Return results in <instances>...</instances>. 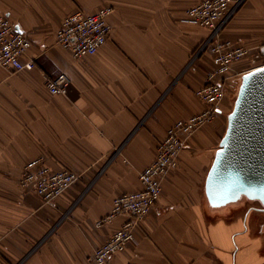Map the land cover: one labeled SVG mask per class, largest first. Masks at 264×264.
Returning a JSON list of instances; mask_svg holds the SVG:
<instances>
[{
  "label": "crops",
  "instance_id": "1",
  "mask_svg": "<svg viewBox=\"0 0 264 264\" xmlns=\"http://www.w3.org/2000/svg\"><path fill=\"white\" fill-rule=\"evenodd\" d=\"M199 1L0 0V14L32 40L25 58L37 62L19 71L0 65V264H95L94 249L128 216L97 221L116 196L142 188L140 172L167 128L205 107L195 91L214 67L213 55L199 52L209 30L186 20ZM108 5L112 31L96 53L75 58L57 43L68 14ZM222 35L252 47L236 70L264 64V0H244ZM60 72L71 78L65 95L45 82V74ZM238 86V78L229 80L217 116L189 137L134 239L105 264H264L257 201L214 207L205 193ZM34 158L80 179L44 204L20 184Z\"/></svg>",
  "mask_w": 264,
  "mask_h": 264
},
{
  "label": "built area",
  "instance_id": "2",
  "mask_svg": "<svg viewBox=\"0 0 264 264\" xmlns=\"http://www.w3.org/2000/svg\"><path fill=\"white\" fill-rule=\"evenodd\" d=\"M244 0H200L186 11V20L205 27L208 35L199 47L213 55L214 67L206 82L195 93L205 107L188 117L176 120L167 128L158 143L155 159L140 172L142 188L116 196L111 212L97 221L101 226L121 214L127 220L91 256L95 264L107 260L123 250L134 239V229L159 201L164 178L177 168L187 140L198 129L210 123L218 114L227 97L228 82L241 81L244 71L235 69V63L251 54L252 47L245 42L223 37V30ZM113 6H102L94 11L78 9L68 14L57 31V43L69 49L75 58L96 53L109 39L112 26L109 16ZM32 45L31 38L6 14H0V65L15 71L37 67L35 58H25ZM45 82L53 94H67L71 78L66 72L55 76L45 74ZM80 179V174L69 168L54 170L42 158L29 160L22 171L20 184L34 191L44 204H53L69 187Z\"/></svg>",
  "mask_w": 264,
  "mask_h": 264
},
{
  "label": "water",
  "instance_id": "3",
  "mask_svg": "<svg viewBox=\"0 0 264 264\" xmlns=\"http://www.w3.org/2000/svg\"><path fill=\"white\" fill-rule=\"evenodd\" d=\"M205 193L214 207L246 197L264 209V64L241 77L226 132L205 180Z\"/></svg>",
  "mask_w": 264,
  "mask_h": 264
},
{
  "label": "rangeland",
  "instance_id": "4",
  "mask_svg": "<svg viewBox=\"0 0 264 264\" xmlns=\"http://www.w3.org/2000/svg\"><path fill=\"white\" fill-rule=\"evenodd\" d=\"M241 82V81H240ZM239 85H240V83H239ZM239 87V86H238ZM237 93H238V89L235 91V93H234V95H233V97H232V108L231 109H233V106H234V102H235V99H236V97H237ZM257 205H259V206H261V204L259 203V202H257L256 203ZM264 220V219H263Z\"/></svg>",
  "mask_w": 264,
  "mask_h": 264
},
{
  "label": "flooded vegetation",
  "instance_id": "5",
  "mask_svg": "<svg viewBox=\"0 0 264 264\" xmlns=\"http://www.w3.org/2000/svg\"><path fill=\"white\" fill-rule=\"evenodd\" d=\"M263 208V206L261 205V209ZM264 210V209H263Z\"/></svg>",
  "mask_w": 264,
  "mask_h": 264
},
{
  "label": "bare ground",
  "instance_id": "6",
  "mask_svg": "<svg viewBox=\"0 0 264 264\" xmlns=\"http://www.w3.org/2000/svg\"><path fill=\"white\" fill-rule=\"evenodd\" d=\"M242 198H245V197H242Z\"/></svg>",
  "mask_w": 264,
  "mask_h": 264
}]
</instances>
